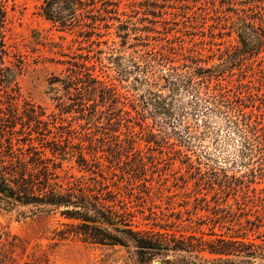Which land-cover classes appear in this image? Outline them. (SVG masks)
Here are the masks:
<instances>
[{
	"label": "trees",
	"instance_id": "1",
	"mask_svg": "<svg viewBox=\"0 0 264 264\" xmlns=\"http://www.w3.org/2000/svg\"><path fill=\"white\" fill-rule=\"evenodd\" d=\"M211 1L203 15L213 21L219 38L235 39L234 44L217 49L218 62L209 63L199 53H182L181 62L160 69L157 76L147 63L142 79L126 85L127 72L121 63L115 64L116 74H102L108 79L95 72L97 67H107L104 59L121 62L118 51L115 56L102 55L99 43L104 42L100 40L104 33L96 27L101 22L107 29L110 20L120 21L119 5L113 0H42L38 12L44 19L60 30L75 29L87 42L84 53L65 62L64 75L49 80L57 112L47 113L31 101L19 102L14 70L4 64L7 0H0V215L11 211L20 217L58 214L63 219L54 229L58 241L78 237L98 245L131 243L145 262L264 260V186L252 187L264 183V125L253 117L258 104L256 98L246 96L251 91L246 89L245 77L234 78L233 91L222 83L250 71L260 87L264 85V1ZM64 114L75 115L67 119ZM222 134L236 151L230 161L244 168L239 176L218 168L214 153L203 143L206 137L216 140ZM139 140L150 150L148 154L138 146ZM152 151L164 156L169 166L175 162L184 166L197 190L206 186L226 198L240 191L241 197L251 199L250 209L260 208V214L247 219L246 229L255 231V237L250 239L248 232L238 228L228 236L211 232L213 237L204 238L193 231L182 232L167 217H161V222L151 218L150 227H141L125 199L132 195L142 199L141 192L149 193L148 164L155 165L161 158ZM217 169L223 171L222 177L212 178ZM218 210L224 211L214 212ZM14 239L0 223V264H12ZM202 253L216 257L209 261ZM22 264L48 261L32 255Z\"/></svg>",
	"mask_w": 264,
	"mask_h": 264
},
{
	"label": "rangeland",
	"instance_id": "2",
	"mask_svg": "<svg viewBox=\"0 0 264 264\" xmlns=\"http://www.w3.org/2000/svg\"><path fill=\"white\" fill-rule=\"evenodd\" d=\"M41 1L7 0V21L2 32L6 52L4 64L14 70V83L19 92V102L31 101L44 107L47 113H51L57 112V109L52 99L54 90L50 89L49 80L57 76L62 77L68 65L65 62L71 60V56L76 53H84L87 42L82 41L75 29L60 30L44 19L38 12ZM113 1L119 5L120 21L110 20L107 29L103 28V23H98L97 31L104 33L100 38L104 42H100L99 47L103 50V56L108 57L110 54L115 56L119 53L122 59L116 63L104 59L107 67H102V70L99 67L95 69L101 79H108L102 74H116L115 64L121 63L127 72L123 83L131 85L133 79H142L141 70H145L147 63L152 66L157 76L161 72L160 69L166 70L172 64L177 65L181 62V54L188 52L201 54L209 63L218 62L217 49L223 50L225 46L235 43L234 36L219 38L218 29L212 27L213 21L203 15L205 8L211 5V0ZM147 4H156V7H149ZM120 23L122 27H119ZM117 34L123 36L119 37ZM80 47L83 48L79 49ZM241 76L245 77L246 89L251 91L246 93L247 98L257 99L255 104L258 106L253 107V117L258 118L264 125V85L260 87V82L250 71L244 72L243 75L235 74L231 80L223 81V86L226 90L233 91L234 78ZM135 84L142 88L141 84ZM61 91L60 89L58 92ZM72 115L75 114H64L67 119H71ZM78 121L84 124V120ZM132 125L138 129L135 124ZM89 128L93 131L95 129L93 125H89ZM138 142V146L148 154L150 150H147L144 142L142 140ZM203 143L214 153L212 158L216 159L215 165L218 168H222L228 175L239 176L244 172L243 167L230 161L235 157L236 151L233 142L226 140L223 134L216 140L210 136L206 137ZM214 147L220 151L214 152ZM152 152L161 158L155 165L148 164L146 178L149 179L147 185L151 187L149 193L141 192L142 199L134 198L133 195L125 199L135 213V221L140 223L141 227H150L153 222L151 218L161 222V217H167L179 230H183L182 232L193 231L204 238L213 237L209 235L211 232L228 236L235 233L238 228L248 232L250 239L255 237L257 234L255 231L246 229L250 226L247 219L252 220L256 214H260V208L250 209L251 199L241 197L240 191L236 196L230 194L226 198L223 192L217 190L218 193H215L214 189L206 186L197 190L194 179L189 177L184 166L180 168L178 162L169 166L162 160L164 156L157 151ZM216 171L212 178H221L223 171L219 169ZM181 178L187 180L185 185ZM253 186L263 187L264 183L252 184ZM213 187L217 188V185L214 184ZM139 189L138 187L136 190ZM219 208L224 211L214 212ZM226 210L229 212L226 213ZM215 213L220 217L216 218L218 215ZM60 220L63 219L58 214L20 217L16 211L2 212L0 223L6 225L15 236L12 264H22L32 255L46 259L48 264H161L156 260L140 261L131 243L98 245L85 242L78 237L58 241L54 238V229ZM254 240L261 241L257 238ZM184 255L189 260L200 261L192 255ZM201 255L209 261L216 257L207 253ZM228 259L224 264H233L229 262L231 259L240 261L241 264L264 263L260 258H251L250 263L240 258Z\"/></svg>",
	"mask_w": 264,
	"mask_h": 264
}]
</instances>
